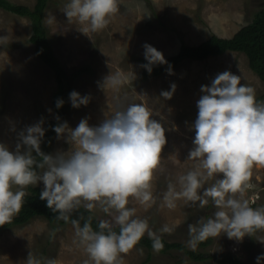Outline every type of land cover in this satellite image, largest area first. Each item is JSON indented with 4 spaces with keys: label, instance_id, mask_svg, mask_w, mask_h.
Returning a JSON list of instances; mask_svg holds the SVG:
<instances>
[{
    "label": "rangeland",
    "instance_id": "1",
    "mask_svg": "<svg viewBox=\"0 0 264 264\" xmlns=\"http://www.w3.org/2000/svg\"><path fill=\"white\" fill-rule=\"evenodd\" d=\"M9 1L33 7L37 0ZM118 2V11L109 17L108 25L86 34L81 30L87 25L66 17L64 9L68 0H51L45 10L47 35L55 56L69 75L71 91L90 96L89 103L79 108L72 107L68 99L64 110L55 107L57 98L63 95L62 82L57 72L38 56L30 40L33 34L31 19L0 7V141L14 147L18 133L26 126L43 120L45 128L50 120L57 121V116L58 121H67L74 128L82 118H87L90 125H97L128 103H143L158 111L160 115L153 118L164 117L167 142L151 181L153 199L149 204H142L129 197L127 207L134 208L136 216L147 218L157 235L189 248V224H195L198 219L207 220L216 210L215 206L210 198L203 207L199 202L180 198L174 208H168L163 197L169 183L179 191L178 178L198 167V160L187 157L193 147L195 130L191 125L198 112L196 102L202 95L200 87L210 84L216 74L229 70L240 75L242 83L254 88L257 99L264 95V81L250 68L247 55L240 51H227L203 60L186 59L172 68L171 74L166 71L144 79L140 61L145 58L143 46L151 44L164 56H170L179 51L182 43L199 45L212 34L232 37L264 6V0ZM86 65L91 66L92 72L72 77L75 70ZM117 71L131 79L119 89L99 86L105 76ZM173 83L176 88L171 98L162 97L161 91L171 90ZM73 147L64 138L58 139L56 134L50 153L66 151L67 155ZM217 178L209 179L205 187ZM249 185L242 198L248 200L251 207L256 204L253 208H260L264 204V166H253ZM30 186L44 187L38 182L35 186H27L26 193L30 192ZM255 194H258L257 199ZM254 198L256 201L252 204ZM91 212L101 220H111L116 214L104 212L98 202ZM164 224L176 227L171 233H160ZM211 238L210 245L197 246L195 251L211 254L229 251L250 264H257V257L264 254V228L246 234L242 240L229 239L223 233ZM29 253L42 261L53 258L56 264H84L89 260L73 224H52L43 217H34L26 224L0 229V264H27ZM120 257L121 264H142L148 257L151 259L146 264H217L211 260L191 259L179 249L159 253L141 244L121 253ZM260 264H264V260Z\"/></svg>",
    "mask_w": 264,
    "mask_h": 264
},
{
    "label": "clouds",
    "instance_id": "2",
    "mask_svg": "<svg viewBox=\"0 0 264 264\" xmlns=\"http://www.w3.org/2000/svg\"><path fill=\"white\" fill-rule=\"evenodd\" d=\"M118 5V0H68L64 13L69 20L76 18L87 25L81 30L86 34L105 28ZM143 47L147 63L142 66L149 73L154 65L167 63L156 47L148 43ZM167 71L172 73L171 65ZM130 79L117 71L105 76L99 86L119 89ZM175 88L173 83L171 90H163L160 95L170 99ZM200 91L197 116L191 125L195 130L193 147L187 157L198 160V167L178 178L179 191L169 183L163 197L168 208H174L180 198L199 202L201 207L210 198L215 206L207 220L189 224L187 244L192 250L221 233L229 239L242 240L246 234L264 228V207L253 208L242 198L249 187L253 166H264V102L256 99L251 85L242 83L241 76L229 70L216 74L210 84L201 85ZM69 100L72 107L79 108L89 103L90 96L72 90ZM64 103L57 98L55 107ZM155 115L160 113L133 102L97 125H90L87 118H82L74 128L67 121L53 125L58 139L64 138L74 145L67 155L66 151L41 150L46 131L43 120L22 129L14 147L0 141V225L10 223L19 213L27 194L25 188L42 182L39 197L57 213V219L67 221L82 201L88 202V210L98 202L104 212L116 213L111 220H101L99 230L93 229L90 220L83 225L77 219L71 221L91 264H121L120 254L129 252L146 233L153 249L160 251L164 247L161 236L150 228L147 218L136 216V210L127 207L129 197L142 204L153 199L151 181L167 142L164 117L157 120ZM213 177L218 178L205 187ZM116 225L119 232L113 230ZM175 227L164 224L159 232L171 233ZM89 260L84 264H89ZM261 260L264 254L257 257V264ZM26 262L56 264L53 258L42 261L31 253Z\"/></svg>",
    "mask_w": 264,
    "mask_h": 264
},
{
    "label": "trees",
    "instance_id": "3",
    "mask_svg": "<svg viewBox=\"0 0 264 264\" xmlns=\"http://www.w3.org/2000/svg\"><path fill=\"white\" fill-rule=\"evenodd\" d=\"M51 0H37L33 7H29L21 4H14L9 0H0V7L11 12L17 13L21 16H28L32 21L33 34L30 40L35 44L36 53L40 58L47 63L53 70H55L62 82L64 87L62 98L65 103L69 99V93L71 91V84L69 82V75L61 63L54 54L52 45L47 35V28L44 24L45 10L49 6ZM227 51H240L244 52L248 59L250 68L260 76L264 81V6L254 14L252 19L245 25H243L232 37H221L217 34H212L208 39L200 43L199 45H187L182 43L179 51L170 56H164L167 63L156 64L153 66L152 72L149 73L142 66V77L149 79L154 76L163 74L171 65L172 68L177 67L182 61L189 60H203L209 56L221 55ZM141 64L147 63L145 58H140ZM84 72H92L91 66H82L78 70H75L72 77L75 78ZM264 95L257 98L258 101L262 102ZM63 104V106L65 105ZM60 107V110H64V107ZM60 123V121L50 120L45 126V136L41 143V150L45 153H50L51 145L56 137V133L53 131L52 126ZM30 192L24 197V203L21 210L16 214L10 223L0 225V229L9 228L15 225H23L30 222L34 217H43L50 223L57 224H72L73 219L79 220L80 224L86 220H90V223L94 230L98 229V224L101 221L98 217L93 215L91 210H88L84 204L73 210L69 214L67 221L63 219H57V213H53L47 206L46 201L41 200L39 193L42 190L41 187L32 188L30 186ZM257 207L256 204L252 205ZM264 207V204L261 205ZM260 207V208H261ZM115 231L119 232V226H114ZM164 247L157 251L159 253H168L173 249H179L183 251L189 258L194 260H211L217 264H250L241 260L239 256L232 252H217V253H205L197 252L187 248L181 242H170L161 236ZM213 239H208L200 242L198 246L205 247L212 243ZM150 250H154L152 247V240L149 239L147 234L142 237L138 242ZM150 257V256H149ZM147 258L142 264H146L151 258Z\"/></svg>",
    "mask_w": 264,
    "mask_h": 264
},
{
    "label": "built area",
    "instance_id": "4",
    "mask_svg": "<svg viewBox=\"0 0 264 264\" xmlns=\"http://www.w3.org/2000/svg\"><path fill=\"white\" fill-rule=\"evenodd\" d=\"M250 186V185H249ZM255 196H256V199L258 198V194H255ZM256 199L254 198L253 199V202H252V204L256 201Z\"/></svg>",
    "mask_w": 264,
    "mask_h": 264
}]
</instances>
